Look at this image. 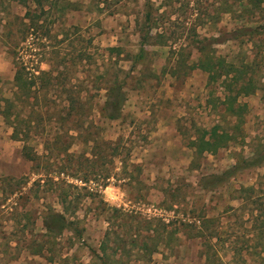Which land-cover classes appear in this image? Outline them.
<instances>
[{"label":"rangeland","instance_id":"1","mask_svg":"<svg viewBox=\"0 0 264 264\" xmlns=\"http://www.w3.org/2000/svg\"><path fill=\"white\" fill-rule=\"evenodd\" d=\"M230 1L234 10L224 13L218 8L223 0H45L43 7L36 0H0V98L13 96L16 71L26 66L39 101L48 94L49 107L42 108L53 119L70 106L71 93L84 102L83 127L67 124L61 152L53 145L61 131L55 120L25 140L0 112V264H264V163L240 169L215 188L201 186L204 176L250 158L264 143V0H256L260 8ZM148 2L153 37L165 33L169 40L150 39L145 57L137 59ZM28 10L47 20L25 37ZM205 13L216 23L208 15L198 18ZM202 46L239 75L247 70L252 91L230 94L242 83L230 88L232 76L211 80L197 65ZM40 71L53 74L47 91L35 78ZM116 77L125 84L126 101L112 120L101 108ZM233 100L238 112L231 116ZM29 111L21 107V119ZM235 125L242 136L203 153L194 168V143L203 131ZM26 144L36 160L24 155ZM249 186L254 190H243ZM50 206L74 221L81 237L71 230L48 237L43 219ZM112 207L127 215L115 216ZM184 212L201 218L197 225L209 238L181 233L177 245H161L151 259L137 248L144 238L131 253H112V228L129 242L131 225Z\"/></svg>","mask_w":264,"mask_h":264},{"label":"trees","instance_id":"2","mask_svg":"<svg viewBox=\"0 0 264 264\" xmlns=\"http://www.w3.org/2000/svg\"><path fill=\"white\" fill-rule=\"evenodd\" d=\"M41 7H43V2L45 0H36ZM242 5L244 1L254 5L255 7L261 6L262 2L255 3L256 0H239ZM221 7H218L220 10L222 8V12L228 13L233 12L234 3L230 0H223ZM152 5L148 2V12L145 16V21L142 24V44L143 48L141 49L140 53L137 55V59H142L145 57V44H148L150 39L154 38L156 42L162 45H166L169 38L165 33H156V35L152 34V30L154 27L153 24V17L152 14ZM245 9L249 8V5L244 7ZM46 14V11L43 12ZM208 15L210 23H216L215 17L210 16V14L205 13L198 18H202L203 16ZM26 18L29 19V24L25 23L26 28L22 33L25 34V37H28L30 34L38 31L39 27L43 26V23L47 20L44 18L43 15H38L36 13H32L30 10L26 13ZM218 17V16H217ZM44 18V19H43ZM205 20V19H204ZM42 21V22H41ZM156 24V23H155ZM159 24V22H157ZM158 26V25H157ZM244 27L248 30L252 28L257 29V27H251V25H244ZM33 30V32L31 31ZM43 35L40 37H45L46 33L42 32ZM11 36V35H10ZM37 37V36H36ZM206 46V45H205ZM202 46L198 50L202 52V55L199 59L200 66L205 69L210 74V79L215 81L217 79H221L223 77L228 78L232 76L230 80V88L234 85V82L237 86L238 82H242L240 86H237L235 90L228 89L230 94H241L242 92L248 94L252 91L255 87V82H253L252 77H246L244 74L248 72L247 70H241V75H239L234 68L232 63H227L226 59L223 57H219L214 53H210L206 51V47ZM192 67L196 65H191ZM247 67V66H246ZM26 66H21L18 68L15 74V84L18 86L17 90L13 92V96L11 98H0V112L4 114L6 120L12 124L14 131L16 132L17 138H24L28 140L31 136L32 130H34V135L38 134L39 131L45 129L47 123L54 122L58 124L59 129L58 137L56 141L53 142L54 148H57L60 152L65 149L64 141L65 137H68L69 127L67 124H74L80 130L82 129V116L81 111L84 102H80L81 99L79 97L73 95L71 93L68 95L67 99L69 101L70 106L65 107L62 111L55 112L58 114V117H54L53 115H49L48 111H44L42 107H49L50 99H48V94L44 93L42 99L39 101L38 91H34L31 89V85L35 80L33 78H29L26 76L30 74L28 70H26ZM33 75V73H31ZM49 77L53 78V74L51 71H40V74L36 76V79H40L41 88L47 91L49 86ZM56 78V77H55ZM29 80V84L25 83L24 80ZM225 82V80H224ZM35 95V96H34ZM38 99L35 101V98ZM230 97V96H229ZM236 97V96H235ZM32 99H34L32 101ZM43 100V101H42ZM4 102V105L2 104ZM126 96H125V84L121 82L119 78H115L113 82H111L107 87V94L106 100L104 105L101 108L102 114L109 118V119H118L122 115L123 107L125 105ZM235 100L230 102V106L228 107V113L232 115H237L236 112L238 110L235 108ZM56 102V101H55ZM54 102V104H55ZM44 103V105L42 104ZM43 105V106H42ZM28 107L30 111L26 117H22L21 119V107ZM24 121V122H22ZM20 122V123H19ZM22 122V123H21ZM22 124V125H21ZM24 126V127H23ZM20 127V129H19ZM52 130V129H51ZM50 130V131H51ZM19 134V135H18ZM238 134L242 136V132L239 125H235L232 130H213L212 132L203 131L202 135L198 137L195 141V156L193 160L194 168H198L200 165L199 158L202 157L203 153L211 152L216 153L220 148L226 146L230 141L238 138ZM20 136V137H19ZM82 136V135H79ZM208 136V137H207ZM89 139V138H88ZM86 139V142L88 141ZM93 140V139H90ZM69 144V143H68ZM68 147V146H67ZM66 147V148H67ZM258 149L255 150L254 154L250 158L243 157L239 159L237 164L233 167L226 169L220 174H213L210 176H204L202 179V188L203 189H212L217 187L218 185L224 184L229 181L231 178L235 176V174L242 168L246 167H255L260 166L264 163V143H259L257 145ZM33 149L29 147V145H25L23 148L24 155L34 161L38 157L36 153H33ZM106 186V185H104ZM243 190L245 191H252L254 190V186L244 187ZM10 194L15 193L14 189L9 190ZM251 198V194L248 196V199ZM253 203H257V200H254ZM178 204L179 203H175ZM256 207V206H255ZM113 213H116L115 216L118 217L119 215H127L121 209L116 207L111 208ZM187 213H183V215H176L175 219L167 221L165 218L161 216H154L151 218H145L144 222H139V226L136 227L131 225L130 232V241L128 242L127 239L123 236L118 234L115 230L112 233L117 234V238L115 239L114 243L116 244L115 247L112 248V253L115 256H119L120 253H131L135 249L134 244L138 243V240H142V247H137L140 249V252L148 258H152V254L159 250L161 245L169 248H173L177 243H179L181 236L180 233L187 234L189 237H204L209 238V234L206 233V230L203 228L202 225H197V221H200L201 218L191 217L193 221H190V217H186ZM186 217V218H185ZM258 217V216H257ZM254 222H257L258 218L253 217ZM203 220V219H202ZM205 220V219H204ZM142 223V224H141ZM141 224V225H140ZM144 224V227H143ZM44 228L47 231L48 237H57L61 236L66 230H71L77 237H81L82 229L75 225V222L72 220H68L66 215L63 212L55 211L52 206H50L43 219ZM144 230V231H143ZM145 232V233H144ZM111 233V232H110ZM146 234V235H145ZM213 233H210V236H213ZM140 238V239H137ZM132 245L130 248L128 245ZM107 243L104 245L106 248ZM264 246V242L262 243ZM264 249V247H263ZM105 250V249H104ZM107 250V248H106ZM210 248H208L209 252ZM107 252V251H106ZM264 258V257H263ZM108 261V259H105ZM107 264V263H106Z\"/></svg>","mask_w":264,"mask_h":264},{"label":"crops","instance_id":"3","mask_svg":"<svg viewBox=\"0 0 264 264\" xmlns=\"http://www.w3.org/2000/svg\"><path fill=\"white\" fill-rule=\"evenodd\" d=\"M174 206H176V205H174ZM180 236H181V233H180Z\"/></svg>","mask_w":264,"mask_h":264}]
</instances>
